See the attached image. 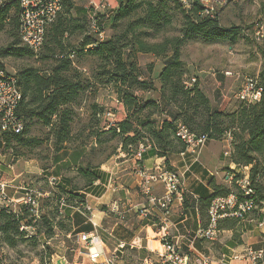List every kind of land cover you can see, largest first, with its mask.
Here are the masks:
<instances>
[{
  "label": "trees",
  "instance_id": "trees-1",
  "mask_svg": "<svg viewBox=\"0 0 264 264\" xmlns=\"http://www.w3.org/2000/svg\"><path fill=\"white\" fill-rule=\"evenodd\" d=\"M61 1V10L56 14L54 21L49 24L52 32L50 43L57 42L58 37L67 30L64 23L65 18L86 19L89 36L87 40L82 41L78 49L56 52L57 50L49 48L48 51H39L36 55L41 59L50 58L52 60L49 68L27 67L14 74L22 92L16 112L24 122V128L18 134L1 133L5 145L8 146L11 139L19 144L36 143L35 138L27 140L22 137L26 127L25 119L30 118H37L50 128L54 136L53 148L55 150L59 149L62 142L73 137L69 135L72 130L71 116L75 112L73 106L80 104L87 90H83L80 81L81 73L70 59L74 58L79 51H84L100 60L101 63L96 68V78L100 83L111 84L117 100L124 104L126 110L124 120L111 125L106 133L97 132V141L101 142L98 138L100 133L109 134L112 138H120L123 151L138 147L140 143L148 144V151L164 157L167 162L169 153L185 151L183 142L176 135L179 123L196 135L207 134L208 139L220 138L226 133H231L233 148L229 161L238 166L250 167L251 186L255 191L253 198L256 205H261L264 202L262 175L264 173V67L259 72L258 81L263 91L258 103L235 100L233 107L218 111L212 107L196 81L191 85L185 84L189 74L186 72L184 61L180 58V47L184 40L194 39L206 43L227 39L233 41L240 28L222 27L219 24L218 15L212 18L203 15L202 6L198 2L185 8L180 0H145L146 2H143L144 0H117V8L110 11L107 17L99 14L104 19V29L109 21L114 25L122 17H131V13L135 14L137 10L140 12L136 13L137 18L127 22L122 36L112 35L108 39H98L88 28L89 9L84 6L76 7L71 0ZM168 1L172 2L174 7L184 15L181 36L165 37L160 42H145L136 35L135 30L137 27L153 29L156 32L163 30V25L167 23L165 14ZM0 3V30L7 27L9 34L15 33L20 39L18 0H2ZM64 12L67 14L71 12L72 15L68 14L70 17H66L63 15ZM76 26L79 25L76 24ZM10 27L15 32H12ZM41 47L47 48L46 36H44ZM22 49L27 52H17L13 49V53L4 54L31 56L34 53L26 47ZM138 51L148 52L162 58V66L155 78L150 73L151 65L148 66L149 72L140 71L133 59V54ZM70 55L73 56L70 57ZM0 67L3 68L1 64ZM68 71L72 72L71 76L68 75ZM156 83H159L158 88ZM154 90L159 91L158 98L145 99L139 95L140 91L154 92ZM89 105L91 110L89 127L93 129L95 125L102 122L105 109L95 101ZM156 117L161 119L158 121ZM89 131L94 132L91 129ZM246 133L248 136H245ZM89 180L91 181V178ZM228 193L230 191L227 189H219V186H216V192L208 198L207 207L214 197ZM18 208L19 213L0 207L2 240L9 244L15 243L14 235H23L22 231L20 232V225L23 217L28 216L23 204ZM24 223L25 225L31 224L30 218ZM219 228H221L220 223Z\"/></svg>",
  "mask_w": 264,
  "mask_h": 264
},
{
  "label": "crops",
  "instance_id": "crops-1",
  "mask_svg": "<svg viewBox=\"0 0 264 264\" xmlns=\"http://www.w3.org/2000/svg\"><path fill=\"white\" fill-rule=\"evenodd\" d=\"M200 73L196 77L203 80L207 74ZM197 85L203 90L212 107L218 111L233 107L235 100H238L235 97L236 92L229 97L223 93L220 96H209L204 87H201L202 83L197 82ZM156 87H159V83H156ZM110 92L108 97H111L115 108V119L122 121L126 116L124 104L115 103L116 95L113 90ZM158 94L157 90L139 92L145 99L158 98ZM231 97L234 98L233 103ZM94 101L98 103L97 97ZM87 103L90 104V101L86 102L84 97L80 104L73 106L74 110L81 111V114L90 113V105ZM160 119L158 118V121ZM102 120L93 129L89 126L84 129L86 133L89 129L94 130L88 133V141H78L73 135L70 140L62 142L59 149L52 148L49 164L42 165L37 157L24 159L23 163L28 161L32 164L30 169H27L25 164L20 165L21 157L18 154L3 153L6 145L3 138H0V183L5 184L8 195L13 197L18 205L22 204L24 186L21 177L27 172L33 180L53 178L55 184L51 188H60L66 195L72 196L68 203L59 209L70 225L66 237L72 234L77 238L80 233L96 230L101 239L97 249L102 256L112 253L118 242L128 243L138 239L137 246L125 249L122 254L125 263L141 264L146 256L152 254L150 250H158L161 247L162 231L155 218H144L138 213L142 205H148L147 197L140 193L141 178L138 170L141 166L152 168L161 163L178 173L185 192L181 201H174L166 230L167 238L177 243L182 252L191 258L206 255L211 259V264H219L222 255L229 256L233 252H241L248 245L254 249L263 245L264 202L257 205L243 220L233 217L219 219L221 231L218 240L209 241L194 237L196 229L207 223L208 198L216 192V186L231 192L234 183L233 179L227 176L231 169L235 172L248 169L249 172V166H238L229 161L233 146L232 137H229L228 133L220 138L208 139L195 156L189 152L184 155L171 152L167 162L164 157L148 151V147L141 152L136 146L129 148V151H123L121 139L118 138L111 152L102 157L98 154L96 161L91 162L87 156L99 153L97 132L107 131L106 126L104 127L105 120ZM72 132L73 129L69 135ZM228 149L230 155L225 156L224 150ZM152 190L156 196L162 194V186L159 184ZM11 210L18 212V209ZM56 250L48 264H96L101 258L99 256L93 261L87 255H79L76 251L67 259L62 249ZM235 263L244 264L241 261Z\"/></svg>",
  "mask_w": 264,
  "mask_h": 264
},
{
  "label": "rangeland",
  "instance_id": "rangeland-1",
  "mask_svg": "<svg viewBox=\"0 0 264 264\" xmlns=\"http://www.w3.org/2000/svg\"><path fill=\"white\" fill-rule=\"evenodd\" d=\"M71 1H73L76 7L88 6L87 0ZM143 2L146 1L144 0ZM114 3L113 1L112 4ZM137 12L140 11L137 10ZM167 12L170 14L168 15ZM167 12L165 14L167 15V23L163 25V30L156 32L153 29L137 27L135 30L136 35L147 43L160 42L165 37L181 36L183 32L181 26L184 21L183 13H180V10L175 8L170 1H168ZM216 12L218 13L219 24L222 27L240 28L235 39L233 41L227 39L213 43L196 41L194 39L184 40L183 45L180 47V58L184 61L187 74L191 73L188 80L190 77H195L196 82L202 83L201 87H204L209 96H220L223 93L229 97L233 96L232 94L239 88V84L245 75L259 78L260 69L264 67V36L255 34L257 23L264 26V0H236L217 7ZM136 13H131V17H122L114 25L110 21L107 22L104 29V38L108 39L112 35L122 36L127 22L137 18L138 14ZM68 14L72 15L71 12ZM68 14L64 12L63 15L70 17ZM64 23L67 30L58 37L57 42L50 43L52 32L51 25L48 26L45 34L47 48L41 47L37 52L25 46L21 38L19 39V35L15 33L9 34L7 32L9 28L6 27L0 30V64L6 71L12 74H17L20 69L27 67L49 68L52 60L50 58L46 60L41 59L40 56L36 55L39 51H48L49 48L57 50L56 52H63V50L72 48L78 49L81 47L82 41L87 40L89 36L86 19L76 20L71 18L70 20L65 18ZM76 24L79 26H76ZM10 30L15 32L11 27ZM24 47L34 52L33 55L13 56L11 54H4L13 53V49L17 50V52H27L23 49L21 50ZM133 59H135L140 71L143 73L149 72L148 66L151 65L150 73L153 75V78L156 77L157 72L162 66V58L148 52H135ZM70 60L74 62V65H77L76 67L81 73V86H83V90H87L84 92L86 96L83 95L86 102L90 101L92 103L97 97L99 105L101 104L104 109L111 108L114 111L115 108L111 103V97H108L111 93L110 91L113 90L111 84L100 83L95 75L97 74L96 68L101 63L100 60L96 56H91L84 51H79ZM198 72H204L207 76L201 80L200 77H196L199 74ZM71 74L72 72L68 71V75L71 76ZM155 82L157 81L155 80ZM233 100L234 98L231 97L232 103ZM89 114V112L81 114V111H75L71 116V129H73L71 135H74L78 141L84 142V140H89L90 136L88 133L90 131L84 132V129L90 124ZM25 122L26 127L22 137L27 140L35 138L36 143L19 144L14 139H11L10 144L6 145L7 148L5 147L3 153L18 154L21 157L20 165H26L27 169H30L32 164L28 161L27 163H23V160H30V157H37L39 162L44 166L49 164L51 149L54 145V136L50 128L37 118L25 119ZM93 123L95 124L96 122ZM0 138H3V134H0ZM98 138L101 141H98L99 153H91L87 156V159L91 162L96 161L98 154L102 157L104 154L111 152V148L118 140V138H112L109 134L103 133H100ZM21 182H23L24 186L23 194L25 189L43 193L39 195L40 214L37 221L31 223L34 228L20 230L23 235H14V244L3 241L0 231V264H48L50 263L51 255L58 248L62 249V253L67 259L76 251L80 255L84 251L82 244L72 234L66 237L70 225L66 216L63 215L64 213L59 211L61 207H64L63 204H67L69 198H72V196L66 195L60 188H51L54 184L51 185L46 178L33 180V177L31 178L28 172L22 175ZM76 183H78V180H76ZM6 194L8 195L7 192ZM11 198L14 199L13 197ZM14 201L15 207L12 209H19L18 207L22 204L18 205L15 199ZM0 207H2L1 204ZM28 219V216L23 217L22 224H25L24 222Z\"/></svg>",
  "mask_w": 264,
  "mask_h": 264
},
{
  "label": "built area",
  "instance_id": "built-area-1",
  "mask_svg": "<svg viewBox=\"0 0 264 264\" xmlns=\"http://www.w3.org/2000/svg\"><path fill=\"white\" fill-rule=\"evenodd\" d=\"M88 12V28L90 32L95 34L98 39L104 38V19L99 14L106 17L110 11L117 8L118 4H112V0H87ZM117 2V0H114ZM236 0H180L185 8L191 7L198 2L202 6V14L209 17H216L218 13L216 8L226 5L228 2ZM20 4L18 32L21 41L32 50H39L44 41L45 30L56 18V14L62 8L61 0H18ZM1 4V3H0ZM255 34L264 36L262 24L257 23ZM73 55H70L72 57ZM196 81L195 77H190L185 81L186 85H191ZM263 88L259 85L257 77L245 75L239 84V88L235 93L236 99L245 101L246 103H258L262 96ZM22 98V92L17 84V78L14 74L9 73L5 68L0 67V133L18 134L24 128V122L17 115V106ZM115 103L119 101L117 98ZM102 118L105 120L106 128L119 122L115 119V112L105 109ZM177 137L183 142L186 152L198 154L201 146L208 140L207 134L196 135L182 124L177 125ZM232 137L231 133H228ZM148 144L140 143L139 151L146 149ZM224 155L229 156L230 150H224ZM246 167H244V170ZM141 178L140 193L148 200V205H142L138 209V213L144 218H155L160 225L161 247L158 250H150L152 254L146 256L141 264H211V259L206 255H198L191 258L187 253L182 252L177 243L167 238L166 230L168 228V218L172 212V205L175 200L181 201L183 198L184 188L181 178L174 169H169L164 164H156L152 168H144L141 166L138 170ZM238 174V175H237ZM264 178V173L262 174ZM229 178L234 180V188L226 195H217L214 197L207 210V223L196 229L194 237L206 239L209 241L218 240L221 229L219 228V219L236 218L243 220L249 213L257 208L254 201V193L251 186V179L248 169L241 172H235L231 169L227 174ZM49 183L55 184L54 179H48ZM157 184L162 186V194L154 195L152 192ZM40 190V189H39ZM40 191H32L25 189L22 195V204L28 212L31 223L37 221L40 214L39 195ZM0 204L7 211L15 207V201L6 194L5 184L0 183ZM116 209V207H115ZM260 225V224H259ZM34 228L31 224L20 225V230ZM76 240L83 244L82 255H87L91 260L101 257L96 264H127L123 259V251L138 245V239H133L128 243L118 242L112 253L104 255L98 251V245L101 242L97 231L83 232L77 235ZM65 259V258H64ZM241 261L244 264H264V243L259 248H252L249 245L244 247L241 252H233L231 255H222L219 258V264H236Z\"/></svg>",
  "mask_w": 264,
  "mask_h": 264
}]
</instances>
